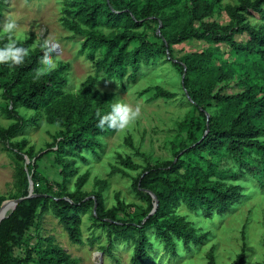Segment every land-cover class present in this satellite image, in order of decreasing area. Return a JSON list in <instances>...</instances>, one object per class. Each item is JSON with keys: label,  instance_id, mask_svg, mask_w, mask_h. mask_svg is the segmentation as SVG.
<instances>
[{"label": "trees", "instance_id": "16d2710c", "mask_svg": "<svg viewBox=\"0 0 264 264\" xmlns=\"http://www.w3.org/2000/svg\"><path fill=\"white\" fill-rule=\"evenodd\" d=\"M233 1L224 7L229 22L222 26L204 21L215 14L220 0H181L185 22L177 28L173 24L177 13L167 11H178L179 0H63L62 25L71 33V39L84 37L78 53L94 67V75H89L74 95L63 97L68 88V63L58 62L54 71L36 77L44 50L31 49L30 40L20 43L29 49L22 65L0 64V97L6 104L0 109L13 120L8 127L0 128V146L12 155L16 189L8 197L0 195V214L10 202L22 199L0 222V264H77L54 237L42 235L37 227L32 247L23 238L37 218L51 212L69 241L81 245L82 215L90 209L94 225L106 234L107 253L111 254L112 247L123 242L132 247L129 264H152L155 248L150 236L168 249L175 247V239L190 249L207 237L198 235L193 226L175 213L180 203L194 212L223 215L233 210L242 190L240 185L227 184L226 179L246 182L250 179L264 188V0ZM4 7V0H0V15ZM252 20L257 24L253 25ZM142 29H151L158 42L147 38ZM242 34L248 40L237 43L234 37ZM192 40L210 47L174 58L172 47ZM7 42L8 38L0 34V47ZM220 44L236 57L239 66L220 59ZM52 56L55 57L54 51ZM160 58H166L179 70L184 98L192 106V113L179 125L185 138L179 147L172 146V160L141 166L130 156L117 155L121 169L111 168L112 173L129 177L126 171L141 170L140 175L130 178L131 190L146 201L141 215L135 220L118 218L122 210L119 195L115 196L117 206L109 210L105 209L100 190L89 198L82 191L89 177L87 172L77 178L72 192L55 193L40 188L38 162L45 155H53L64 187L77 174L74 161L86 163L85 154L97 157L102 150L100 139L115 132L107 126L103 130L97 127V112L109 113L114 98L95 90L97 79L102 77L106 83L118 81L125 88L123 79L136 83L141 67ZM234 77L235 85L242 90L234 95L224 94L222 87ZM251 79L255 81L253 84ZM146 94H152L150 101L177 97L160 86L139 92ZM19 108L33 115L26 118ZM41 112L45 121L60 127V131L46 150L37 154L33 147H26L25 140L13 139L26 128L36 127ZM124 142L139 156L130 137ZM26 158L28 163L24 164ZM226 159L234 166H226ZM29 179L33 187L32 196L27 198ZM9 208L3 211V216ZM241 238V249L232 264L247 262L243 230ZM22 243L17 256L15 249ZM207 264H216L212 251Z\"/></svg>", "mask_w": 264, "mask_h": 264}, {"label": "rangeland", "instance_id": "374dc122", "mask_svg": "<svg viewBox=\"0 0 264 264\" xmlns=\"http://www.w3.org/2000/svg\"><path fill=\"white\" fill-rule=\"evenodd\" d=\"M62 1L63 0H4V10L0 15V21L6 17H11L16 21L18 27L14 33V38L19 42L30 40V48L41 47L45 40L50 42L54 48L56 62L68 63L70 66L67 76L68 88L64 96L77 94L84 80L89 75H94V67L84 55H79V44L84 37L70 38V34L62 25ZM186 1V0H185ZM233 0H220L215 7V14L205 19V22H215L225 26L229 22L225 6L232 4ZM187 3V2H186ZM181 0L176 5L178 9L168 10L167 13H177L173 24L177 28L185 22L182 12ZM260 23V22H258ZM256 25L257 21L252 20ZM261 24V23H260ZM170 30L171 27H169ZM141 32L153 42H158L151 29H142ZM0 34L8 38L7 34L0 30ZM237 43H245L248 40L246 34L236 35ZM210 45L205 42L195 40L184 42L173 46L174 58H179L184 54L200 53L208 49ZM217 47V46H213ZM220 59L239 66L236 57L229 55V50L225 45H218ZM236 62V63H235ZM215 63H218L215 60ZM242 64H244L242 62ZM237 78L234 77L227 85L222 87V92L227 95H234L242 89L235 85ZM182 76L166 58H160L141 67V76L134 84L123 79L125 88H122L118 81L106 83L104 79L98 78L95 90L99 94H112L113 104L117 101L140 105L141 114L134 122L122 131H115L102 137L100 142L102 150L98 156L85 154L87 162L74 161L73 168L77 169V174L71 178L64 187L62 179L58 176V168L53 163V155L47 154L38 162V172L40 174L39 186L42 189H50L55 193L72 192L75 190V182L78 177L85 172L89 177L82 191L92 198L93 193L100 190L104 199L106 210L117 206L116 195H119L122 210L117 217L121 219H136L146 208V201L136 195L130 187V178L141 174V170L136 172L126 171L129 177L121 174H114L111 168L121 169L117 155L130 156L136 164L144 166L145 163L155 164L165 160L173 159L172 146H180L185 135L181 132L179 125L192 113V106L184 98L185 90L181 86ZM255 81L251 79L250 83ZM160 86L165 90L177 94L174 100H152V94L139 95V92L148 88ZM5 102L0 97V108H5ZM20 114L28 118L33 112L18 109ZM196 115V114H195ZM13 120L9 119L0 109V128L11 125ZM60 131V127L49 124L45 121L44 112L39 114L38 125L28 127L14 142L25 140L26 147H33L39 154L46 150L47 144L52 142L53 137ZM130 137L135 149H138L139 156L125 144V138ZM264 140V138H262ZM184 142V141H183ZM188 143V141H187ZM12 155L1 150L0 146V195L8 197L16 193L14 186V167L11 159ZM28 163L26 158L24 164ZM223 162H221L222 164ZM226 166H234L230 159H226ZM227 184L240 185L241 199H239L233 210L219 215L215 212L204 213L192 211L184 204L180 203L175 213L181 216L193 228L198 231V235H206V239L200 245H191L190 249H185L182 242L175 239L174 248H166L162 242L150 236L155 248L152 253V264H207L209 252L212 251L216 264H232L235 256L242 246L241 231L245 234L246 264H260L264 261V188H260L256 181H243L241 179L225 180ZM60 185V186H59ZM33 183L29 179L28 191L32 192ZM10 200H7L9 202ZM11 204V202H10ZM7 207V206H6ZM5 207V208H6ZM12 206L8 209V214L12 212ZM14 210V209H13ZM11 211V212H10ZM10 212V213H9ZM92 209L82 215L81 224V245L72 244L67 233L58 223L57 218L51 212H47L36 219L34 225L29 226L23 241L29 246L35 244V229L44 235L54 237L56 243L68 253L77 264H129L132 255V247L123 242L112 247L110 253L105 251L107 237L101 228L94 225L91 217ZM21 247H16L15 255L19 256Z\"/></svg>", "mask_w": 264, "mask_h": 264}, {"label": "clouds", "instance_id": "9594fccd", "mask_svg": "<svg viewBox=\"0 0 264 264\" xmlns=\"http://www.w3.org/2000/svg\"><path fill=\"white\" fill-rule=\"evenodd\" d=\"M18 25L11 17H6L0 21V30L8 36V42L0 47V64H8L10 67L20 66L24 63L25 57L29 54V49L23 47L15 38L14 33ZM44 50V54L40 58L41 67L36 70V77L47 75L56 68V62L53 59L52 52L54 48L50 46V42L45 40L41 45ZM141 114L140 105L135 107L131 104L117 101L112 104L111 111L105 115H101L97 112L98 124L97 127L104 129L107 126L108 129L114 131H122L126 129L129 124L134 122Z\"/></svg>", "mask_w": 264, "mask_h": 264}, {"label": "water", "instance_id": "95a60500", "mask_svg": "<svg viewBox=\"0 0 264 264\" xmlns=\"http://www.w3.org/2000/svg\"><path fill=\"white\" fill-rule=\"evenodd\" d=\"M32 195H28L27 196V198H29V197H31ZM22 199L21 198H19V199H17V200H15V201H12L11 203H12V209H11V211H13V209L15 208V206L21 201ZM155 205H156V202H155ZM155 205H154V207H153V209H152V212H153V210H154V208H155ZM151 212V213H152ZM5 218V216H3V217H1L0 218V222H1V220H3Z\"/></svg>", "mask_w": 264, "mask_h": 264}, {"label": "bare ground", "instance_id": "6f19581e", "mask_svg": "<svg viewBox=\"0 0 264 264\" xmlns=\"http://www.w3.org/2000/svg\"><path fill=\"white\" fill-rule=\"evenodd\" d=\"M8 206H12V203H11V204H9ZM8 206H7V207H8ZM7 207H6V208H7ZM6 208H4V210H5ZM4 210H3V211H4ZM3 211H2V212H1V214H0V218H1V217H3V214H2V213H3Z\"/></svg>", "mask_w": 264, "mask_h": 264}]
</instances>
